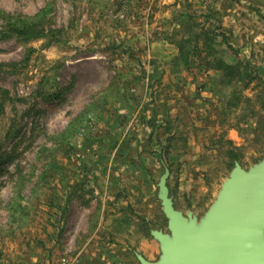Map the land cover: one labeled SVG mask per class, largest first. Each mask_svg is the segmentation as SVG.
<instances>
[{
  "label": "rangeland",
  "instance_id": "374dc122",
  "mask_svg": "<svg viewBox=\"0 0 264 264\" xmlns=\"http://www.w3.org/2000/svg\"><path fill=\"white\" fill-rule=\"evenodd\" d=\"M42 11L48 35L34 40L4 38L0 15V89L25 100L0 152V264H140L150 232H167L166 168L176 209L200 217L234 167L227 150L245 169L263 157L251 115L263 83L243 90L183 57L213 29L226 61L264 68V0H0L10 15Z\"/></svg>",
  "mask_w": 264,
  "mask_h": 264
},
{
  "label": "water",
  "instance_id": "95a60500",
  "mask_svg": "<svg viewBox=\"0 0 264 264\" xmlns=\"http://www.w3.org/2000/svg\"><path fill=\"white\" fill-rule=\"evenodd\" d=\"M165 169L158 199L167 232L152 230L160 255L140 264H264V154L245 169L236 161L212 204L202 216L176 209Z\"/></svg>",
  "mask_w": 264,
  "mask_h": 264
},
{
  "label": "trees",
  "instance_id": "16d2710c",
  "mask_svg": "<svg viewBox=\"0 0 264 264\" xmlns=\"http://www.w3.org/2000/svg\"><path fill=\"white\" fill-rule=\"evenodd\" d=\"M44 14L45 11L40 12L34 17H25L21 15H10L5 12H0V15L3 16V24H2V36L4 38L9 37H17L22 39H39L48 35L47 27L44 22ZM45 18V17H44ZM51 33L52 31L49 30ZM55 36V33H51ZM217 34L213 29H205L202 28L201 32L195 36V44L193 50H189L187 56L183 57L185 61V65H188L189 54H193V57L197 58V60L203 62V69L205 73L210 71L221 72L224 77L227 78V82L230 84L232 81L236 80L241 84L243 90H248L250 86L255 81H261L264 86V79L261 80V75H264V68L256 67L249 61H241L236 63H229L223 57V52L217 53L214 49V42L216 43ZM203 42V46H198V43ZM182 43V42H181ZM184 46H179V50L182 53L184 51ZM204 55V56H202ZM236 94V93H235ZM235 97V96H234ZM247 101H251V97L246 96ZM260 104L259 107L262 108L261 112L264 111V90L262 95L259 96ZM240 98V97H239ZM238 98V100H240ZM253 100V99H252ZM25 100L22 98H12L9 94L8 90L0 89V116L6 113L7 109H10L13 113V117L10 118L8 129L5 131V136L3 138L0 137V152L3 150V146L5 141L11 138L18 137L20 131L17 130V123L15 117L20 114V111L17 108L18 102H24ZM228 109L232 110L234 108H238L239 105L234 103V100L228 102ZM251 114L255 118H257V125L254 128V132L260 137V140H263L264 144V116L258 114L253 110ZM12 135H17L12 137ZM157 155V154H156ZM160 156V157H159ZM157 156L160 160L162 166L166 165L164 162H161V155ZM227 158L232 162L231 167L234 166L236 161H242L241 154L238 153L236 149H229L226 153ZM10 156L7 153L2 155L0 153V166H3L4 163L10 161Z\"/></svg>",
  "mask_w": 264,
  "mask_h": 264
},
{
  "label": "crops",
  "instance_id": "0c3cea01",
  "mask_svg": "<svg viewBox=\"0 0 264 264\" xmlns=\"http://www.w3.org/2000/svg\"><path fill=\"white\" fill-rule=\"evenodd\" d=\"M228 62V61H227ZM230 63V62H229ZM235 63V62H233ZM218 73H221V72H215V74H218ZM203 97V96H202ZM258 108V114H261L264 116V111L261 112L260 110H262L261 107H257ZM232 115H234V113H231ZM225 133V139L231 143L232 145H234V142L232 141V139L235 137V135H237L238 133V130L236 129L235 125H229L226 127L225 130H223ZM229 160V159H228ZM230 161V160H229ZM177 208V207H176ZM165 218V216H164ZM164 221H167V219L165 218ZM167 224V222H165ZM162 225V224H161ZM155 229L157 230H162V228L160 227V225L156 226ZM152 246H148L149 247V252L148 251H140L139 253L141 255H143L147 260L149 261H152L153 260V256L154 254L156 255V252L159 250V244L155 241L153 242H150ZM155 243V244H153ZM150 245V244H149ZM156 261V260H155Z\"/></svg>",
  "mask_w": 264,
  "mask_h": 264
}]
</instances>
